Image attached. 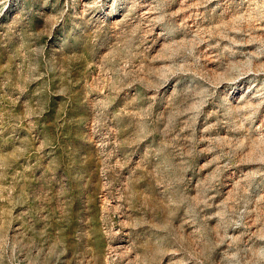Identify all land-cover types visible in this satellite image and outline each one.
I'll return each instance as SVG.
<instances>
[{"label":"rangeland","instance_id":"obj_1","mask_svg":"<svg viewBox=\"0 0 264 264\" xmlns=\"http://www.w3.org/2000/svg\"><path fill=\"white\" fill-rule=\"evenodd\" d=\"M0 264H264V0H0Z\"/></svg>","mask_w":264,"mask_h":264}]
</instances>
